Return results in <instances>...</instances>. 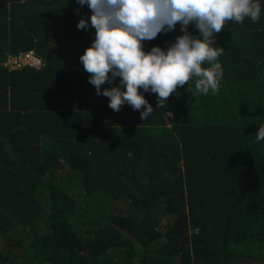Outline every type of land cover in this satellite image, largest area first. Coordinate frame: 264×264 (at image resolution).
I'll return each mask as SVG.
<instances>
[{
	"label": "trees",
	"instance_id": "16d2710c",
	"mask_svg": "<svg viewBox=\"0 0 264 264\" xmlns=\"http://www.w3.org/2000/svg\"><path fill=\"white\" fill-rule=\"evenodd\" d=\"M261 7L216 35L218 92L148 94L142 120L88 83L87 7L0 0V264H264ZM28 53L40 68L7 65Z\"/></svg>",
	"mask_w": 264,
	"mask_h": 264
},
{
	"label": "clouds",
	"instance_id": "9594fccd",
	"mask_svg": "<svg viewBox=\"0 0 264 264\" xmlns=\"http://www.w3.org/2000/svg\"><path fill=\"white\" fill-rule=\"evenodd\" d=\"M91 15L81 18L78 30H95V37L80 57L88 83L97 96L109 100L108 107L120 112L130 106L142 120L153 114L146 95L156 96L164 108L178 87L195 84L201 95L219 91L223 78L219 57L224 48L216 43L226 22L238 24L246 18L259 21L261 0H76ZM180 35L168 47L145 50V42L176 31ZM192 29L190 31L189 29ZM11 59L10 68H20ZM30 66V65H29ZM32 67V66H31ZM33 67V68H40ZM189 82H191L189 84ZM109 85L103 88V85ZM264 142V124L255 133Z\"/></svg>",
	"mask_w": 264,
	"mask_h": 264
},
{
	"label": "built area",
	"instance_id": "2783aa9c",
	"mask_svg": "<svg viewBox=\"0 0 264 264\" xmlns=\"http://www.w3.org/2000/svg\"><path fill=\"white\" fill-rule=\"evenodd\" d=\"M19 60L20 59H16V60L13 61V63L16 64V65H18V66L19 65L24 66L26 64H28V65H30L32 67H38V66H40V63L34 58V56H33L32 53H29L27 56H25L23 58V64H19Z\"/></svg>",
	"mask_w": 264,
	"mask_h": 264
},
{
	"label": "bare ground",
	"instance_id": "6f19581e",
	"mask_svg": "<svg viewBox=\"0 0 264 264\" xmlns=\"http://www.w3.org/2000/svg\"><path fill=\"white\" fill-rule=\"evenodd\" d=\"M28 54H29V53H28ZM28 54H27V55H28ZM27 55H25V56H27ZM25 56H24V57H25ZM33 56H34V55H33ZM34 58L40 63V61H39L35 56H34ZM19 64H23V59H22V60H21V59L19 60ZM26 65L29 66L28 64H26ZM24 66H25V65H24Z\"/></svg>",
	"mask_w": 264,
	"mask_h": 264
}]
</instances>
